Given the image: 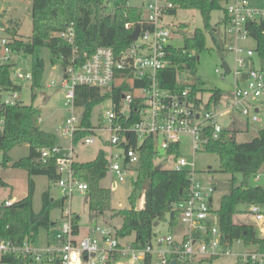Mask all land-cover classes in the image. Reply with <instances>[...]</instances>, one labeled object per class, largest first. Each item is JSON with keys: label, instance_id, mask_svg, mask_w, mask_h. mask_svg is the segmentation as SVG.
I'll list each match as a JSON object with an SVG mask.
<instances>
[{"label": "built area", "instance_id": "obj_1", "mask_svg": "<svg viewBox=\"0 0 264 264\" xmlns=\"http://www.w3.org/2000/svg\"><path fill=\"white\" fill-rule=\"evenodd\" d=\"M171 6L167 0L148 2L141 7L139 21L125 23L131 32L137 25L140 28L137 38L125 48L115 51L108 46H99L86 56L78 69L73 65L65 68L61 86L68 89L65 98L71 104V114L65 118L62 132L70 138V144L66 149L53 146L41 150L43 159L55 157L59 176L51 183L52 187L59 189L64 206L50 235L44 233L37 240L29 237L21 243L0 237V256H20L25 264H144L146 259L150 264H169L171 260H175V264H192L197 260L225 255L234 257V264H264V251L255 248L239 253L232 251L233 242L223 239L217 215L212 209L216 187L203 184L195 177V157L205 150L209 137L217 139L222 128L229 127L231 123L230 118L219 119L222 112L236 110L244 115L251 114V119L257 120L256 101L264 95V69L254 67L253 49L243 50L230 43L228 49L234 52L236 68L232 72L234 80L229 92L225 93L228 99L222 110H219V104L224 94L214 101L210 92L208 99L204 100L203 89L179 74L182 70H176V83L186 84L184 87L162 86L159 73L173 66L171 48L178 47L172 44V30L164 21L167 8ZM225 8L229 32L235 39L249 37L247 24L250 20L264 21V10L250 6L247 0H234ZM57 35L69 44L74 43L75 32L71 26ZM7 42V38L0 35V64L14 58ZM73 61L74 58L71 59ZM215 72L219 73V70L215 69ZM12 74L27 80L32 77L31 73H22L16 66L12 67ZM220 76L225 79L224 70ZM78 85L99 87L111 94L106 99L111 102V108L102 117L101 124L88 128L81 125V117L74 105V89ZM114 90L120 93L117 102L112 98ZM20 101L17 91H0V104L14 105ZM2 122L0 118V125ZM84 129L92 132L80 138L85 144L94 142L92 134L96 131L107 130L110 134L105 152V177L110 180V188L128 178L131 182L136 180L139 148L146 139L153 141L155 166L160 164L161 168L186 173L188 192L173 204L174 210L179 212V222L186 226L179 240L171 234L158 236L154 233L144 245L137 246L133 238L117 234V228L110 223L82 227L75 222L73 193L87 194L89 188L88 183L75 176L72 170L75 155L73 136ZM187 137L189 157L182 154ZM2 160L0 151V166ZM255 177L258 179L259 175ZM15 201L11 197L3 198L0 205L10 206ZM246 208L256 223L264 222L260 205L247 204ZM260 233L264 238V230Z\"/></svg>", "mask_w": 264, "mask_h": 264}, {"label": "trees", "instance_id": "obj_2", "mask_svg": "<svg viewBox=\"0 0 264 264\" xmlns=\"http://www.w3.org/2000/svg\"><path fill=\"white\" fill-rule=\"evenodd\" d=\"M167 1L172 3V6L167 8V15L175 14L178 8L197 9L212 41L218 49L224 48V38L220 39L216 29L211 28L210 24L212 11L220 9L224 12L223 22L225 26L228 25L226 8L221 6L220 0ZM30 14L32 32L26 39L16 37L11 39L7 33L14 37L16 32L9 27L4 28L7 44L14 58L11 62L0 64L2 92L20 90V86L12 79V67L16 66L19 57L32 55L42 46L48 47L53 56L62 59L64 74L65 68L69 65L78 69L86 56L99 46H108L120 51L132 40L131 29L126 28L125 23L139 21L142 10L139 6L129 5L128 0H31ZM69 26L73 27L75 32L73 44L57 35ZM247 28L249 37L256 42L257 56L264 61V21L250 20ZM183 35V46L171 48L170 61L173 66L159 73L160 83L164 87H184L186 84L176 83V70L194 69L198 60L196 52L204 47L205 34L201 28H195L191 35L184 33ZM43 69V59L36 54L32 60L30 85L32 90L39 86ZM228 92L229 90L215 87L211 90V100L216 101L222 93ZM110 95L99 87L85 85L75 87L74 105L84 128L93 125L92 109ZM112 98L117 102L120 93L114 90ZM0 118L3 120L0 125V151L3 153L1 164L3 167L9 165L22 168L27 172V194L10 206L0 205V237L15 243H21L29 237L37 240L41 231L47 235L52 234L51 230L59 218L53 220L50 212L55 207L61 210L64 206L63 197L55 199L50 189H47L42 193L40 210H33L35 189L33 177L44 175L48 181L53 182L59 176L55 169V157L49 156L46 159L41 157L42 149L56 146L55 136L40 127V109L32 103L23 104L20 101L14 105L0 104ZM91 133L88 129L77 131L73 136L74 143ZM21 143L29 146L28 155L13 161L9 157V152ZM139 150L137 176L136 180L131 182L132 189L128 196L129 207L117 209L113 214L121 218L117 234L133 238L137 246L144 245L151 239L155 222L167 221L170 227L178 224L179 212L174 210L173 204L186 196L189 187L185 172L166 168L154 169L155 150L151 139L144 140ZM204 151L215 153L219 158L220 171L231 176L229 191L220 198L219 208L213 210L217 215L223 239L229 240L230 243L240 240L245 245H253L255 250L264 251V238L256 235L253 225L233 222L238 205L264 204V187L248 183L250 176L259 174L264 168V127L258 130L256 136L244 142H237L235 131L229 127L222 128L217 139L208 138ZM105 152L99 149L92 160L72 162L74 175L88 183L89 211L100 215L110 210V190L100 185L101 179L106 175ZM235 173L242 175L239 183H235ZM0 182L4 183L1 179ZM139 194L142 195L140 205L137 204ZM75 216V222L79 223V216L77 214ZM0 264H25V261L20 256L8 254L0 256ZM144 264H150V260L146 259Z\"/></svg>", "mask_w": 264, "mask_h": 264}, {"label": "rangeland", "instance_id": "obj_3", "mask_svg": "<svg viewBox=\"0 0 264 264\" xmlns=\"http://www.w3.org/2000/svg\"><path fill=\"white\" fill-rule=\"evenodd\" d=\"M154 0H128L132 6L142 7L148 2ZM163 0H161L162 2ZM250 6L264 10V0H247ZM234 0H220L222 7H226L228 3ZM31 0H0V35L6 37L3 32L4 28L9 27L14 30L16 35L8 36L12 38L26 39L31 35ZM223 10H214L210 16L211 28L216 29L219 38L225 39L224 48L218 49L216 44L212 41L210 33L204 28L202 17L197 9H183L178 8L173 15L165 16V23L171 28V42L175 46H183V33L191 35L195 28H201L205 34V44L202 50L196 52L198 60L195 62L194 69H185L179 72L186 76L188 80L196 83L198 87L203 89L204 100L208 99L213 88L219 87L228 91L231 89V84L234 80L232 72L235 71L234 52L228 49V45L242 47L243 50L253 49V65L255 68H264V61H261L255 52L256 42L253 38L247 37L245 39H235L229 32V26L223 22ZM179 31V32H178ZM43 59L44 69L40 79L39 86L31 89V79H23L12 74L13 81L20 86L17 90L20 100L23 104L32 103L35 107L40 109V127L55 136L56 146L63 149L68 148L70 138L63 134L62 124L65 118L71 114V104L67 102L65 93L68 90L62 87L63 80V66L62 59L51 54L46 46H42L36 50L34 54H26L23 58L19 57L16 63V69L22 73L29 72L32 74V60L35 55ZM222 61H225L231 73L226 74L225 79H222L220 73L223 72L221 66ZM219 70V73L215 72ZM241 78V75H238ZM32 92L34 97H32ZM226 94L223 95L222 102L219 104V110L224 108V102L227 101ZM258 111L255 112L257 120L251 119V114L244 115L236 110H228L222 112L219 116L220 120L230 118L231 123L229 128L235 131V139L237 142H244L252 139L257 135L258 130L264 127V95L257 101ZM111 108V102L104 100L97 104L91 113V123L93 126L101 124L102 117L105 116L106 111ZM94 142L85 144L82 140L75 143V155L73 160L84 162L92 160L96 157L99 149L108 150L107 141H109L110 134L107 130H99L92 134ZM188 137L184 139L183 146L185 150L182 154L189 157L188 152ZM29 146L26 143H21L14 147L9 152V157L15 161L23 156L28 155ZM160 158L157 159V162ZM257 175V174H256ZM259 178L250 176L248 183L251 185H261L264 187V168L259 172ZM235 183L242 180L240 173H235ZM195 177L203 184H212L216 187L213 193L212 209L217 210L220 204V198L229 191L230 178L228 173L220 171L219 158L213 152L202 151L195 157ZM0 200L11 197L14 200H20L27 194V172L22 168H15L11 166H0ZM35 182V189L33 194V210L39 211L42 206V193L50 189L53 198L60 199L59 189L52 187V183L44 175H37L33 177ZM100 185L110 190V210L105 211L102 215L95 214L89 211L87 204V194L74 192L72 196V209L79 216V224L82 227H87L92 224L110 225L113 228H119L121 218L113 215L117 209L128 208V196L131 193L132 183L128 178L124 181L117 182L115 188H110V180L104 177L100 181ZM137 204H141L142 195H138ZM264 212V204L260 205ZM60 215V208L55 207L51 210L50 216L53 220L58 219ZM233 222L237 224H253L256 235L260 234V228L257 227V221L247 212L245 204H240L237 207V213L233 216ZM52 228L51 231H53ZM154 233L158 236H166L171 234L175 239L179 240L182 234L186 231V226L179 222L176 226L170 227L167 221H160L154 226ZM40 235L44 236L41 231ZM261 237V235H260ZM231 249L235 253L244 252L253 249V245H245L240 241H233ZM235 258L225 255L212 257L211 260H197L192 264H234ZM141 264V263H137Z\"/></svg>", "mask_w": 264, "mask_h": 264}, {"label": "water", "instance_id": "obj_4", "mask_svg": "<svg viewBox=\"0 0 264 264\" xmlns=\"http://www.w3.org/2000/svg\"><path fill=\"white\" fill-rule=\"evenodd\" d=\"M139 29H140V28H139V26L137 25V26L133 29V31L131 32L130 37H131L132 40H134V39L137 38V36H138V32H139ZM221 66H222V68H223V70H224V72H225L226 74H229V73H230V68H229L228 64H227L225 61H222ZM63 77H65V75H63ZM160 168H161V165H160V164H157V165L154 167L155 170H159ZM157 224H158V222H155V223H154V226L157 225ZM169 264H175V260H171Z\"/></svg>", "mask_w": 264, "mask_h": 264}, {"label": "crops", "instance_id": "obj_5", "mask_svg": "<svg viewBox=\"0 0 264 264\" xmlns=\"http://www.w3.org/2000/svg\"><path fill=\"white\" fill-rule=\"evenodd\" d=\"M129 4V3H128ZM130 5V4H129ZM256 111H258V106H256V109H255ZM258 225H257V227L258 228H260V230H264V222L263 223H257ZM253 225V224H252ZM254 226V225H253ZM262 236V234L260 233V234H257V236ZM255 247L253 246V249H254Z\"/></svg>", "mask_w": 264, "mask_h": 264}]
</instances>
